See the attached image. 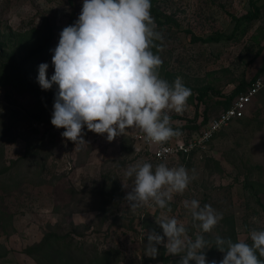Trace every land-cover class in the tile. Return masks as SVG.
<instances>
[{"label": "rangeland", "instance_id": "rangeland-1", "mask_svg": "<svg viewBox=\"0 0 264 264\" xmlns=\"http://www.w3.org/2000/svg\"><path fill=\"white\" fill-rule=\"evenodd\" d=\"M151 2L169 20L159 24L151 15L160 34L151 47L163 61L159 76L170 83L181 77L192 92L183 112L165 111L180 135L199 131L227 107L239 85L264 78V0H254L260 9L252 20L242 18L252 9L251 0ZM82 3L0 0V264H38L25 249L46 232L70 243L71 254L79 257L72 264H88L96 252L109 248L115 251L108 264H180L185 253L169 255L167 237L159 244L152 241L155 257L148 252V236L164 235L162 213L184 225L187 239L204 236L202 251L209 264H219L225 252L210 253L217 237L235 235L236 241L251 244L250 232L264 230V88L244 115L216 133L206 152L177 161V167L188 170L190 182L183 193L173 194L171 212L154 201H129L134 177L126 178L128 168L137 162L153 168L164 163L135 149L133 133L140 129L129 128L109 142L107 134L85 127L86 142L76 145L62 137L64 129L51 124L53 106L44 95L48 91L54 103L58 86L42 90L37 82L41 63L49 64V80L54 74L51 50L62 29L78 19ZM193 35L222 38L192 41ZM47 38V50L36 56ZM192 199L201 207L210 204L222 217L211 232H202L191 209L184 207L183 201ZM163 257H169L167 263Z\"/></svg>", "mask_w": 264, "mask_h": 264}, {"label": "clouds", "instance_id": "clouds-1", "mask_svg": "<svg viewBox=\"0 0 264 264\" xmlns=\"http://www.w3.org/2000/svg\"><path fill=\"white\" fill-rule=\"evenodd\" d=\"M150 9L151 0H83L78 19L62 29L57 46L51 50L54 74L50 80L49 64L38 66L41 89L58 86L51 124L64 129L61 135L66 140L76 145L85 143V127L96 134H107L109 142L133 127L141 129L154 144L180 135L171 127V117L165 110L183 112L192 92L181 77L171 83L160 78L157 69L163 61L151 51L153 40L160 39V34L155 31ZM125 176L134 177L129 201H154L167 212H171L168 202L173 194L183 193L190 182L185 167L170 168L166 163L153 168L151 163L137 162ZM183 204L191 209L193 220L199 222L204 233L211 232L222 218L210 204L201 207L195 199ZM136 207L132 205L133 210ZM161 215L164 235L148 236L151 256L158 253L152 241L159 244L167 237L165 249L169 255L185 253L180 264H209L202 251L207 246L204 236L187 239L182 223L174 216ZM250 239L252 243L248 244L217 237L216 247L225 252L219 264H264L257 255L264 257V230H252Z\"/></svg>", "mask_w": 264, "mask_h": 264}, {"label": "built area", "instance_id": "built-area-1", "mask_svg": "<svg viewBox=\"0 0 264 264\" xmlns=\"http://www.w3.org/2000/svg\"><path fill=\"white\" fill-rule=\"evenodd\" d=\"M263 88V77L251 78L246 88L231 99L228 107L210 117L202 129L193 132L185 131L182 135L174 136L163 144L149 142L141 129L134 131L133 139L136 142L134 147L136 150L143 149L149 159L171 163L172 167H177V161L187 162L197 153L206 152L216 133L244 115L249 104Z\"/></svg>", "mask_w": 264, "mask_h": 264}, {"label": "trees", "instance_id": "trees-1", "mask_svg": "<svg viewBox=\"0 0 264 264\" xmlns=\"http://www.w3.org/2000/svg\"><path fill=\"white\" fill-rule=\"evenodd\" d=\"M251 3H252V9L248 11L247 13H245L244 15H242V18L245 20H252L258 16L260 8L255 4L254 0H251ZM150 13L154 17L155 21L158 22L159 24H164L167 21H169L167 17H163L161 11L157 7H155L152 2H151ZM240 18L237 19L235 28H237L238 25L240 24V20H241ZM220 38H222V35H216V36L210 35L207 37H199V36L193 35L191 37V40L192 41L213 42V41L219 40ZM49 41H50L49 38L43 39L38 49L34 51V54H36V56H40L44 54V52L47 50L49 46ZM2 46L3 45H0V50ZM9 64H10L9 66H12V63H9ZM6 65L8 66V64ZM12 68H15V67L12 66ZM28 74H29V71H26V75ZM247 85L248 83L246 85L244 84L239 85L236 88L235 93L237 94L238 92L244 90ZM208 91H209L208 88L203 89V91L198 95L199 99L202 100L207 95ZM48 93L49 92L47 91V94L44 95V98L46 99V102H48L50 106H53V101L52 99H50V96ZM224 239L226 241L228 239H231L233 242H237L235 239V235L232 238L224 237ZM215 240L211 242L212 245L210 248V253L212 255H214L216 250H219L216 247ZM113 251L115 250L112 248H109V249H105L104 251H100L99 253L96 252L97 254L94 255L92 260H89L88 264H108L110 263V259L113 256ZM225 251H226V247H225ZM25 253L33 257L38 264H72L73 261L79 260L78 259L79 257L76 256L77 255L76 253L75 254L73 253V255L71 254L72 248L70 247V243L65 242V237L60 236L56 234L55 232H46L43 238L39 242L27 246L25 249ZM81 259H84V256ZM163 259L167 263V261L169 260V257H163Z\"/></svg>", "mask_w": 264, "mask_h": 264}]
</instances>
